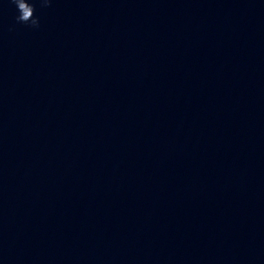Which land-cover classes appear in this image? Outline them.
Segmentation results:
<instances>
[{"label": "clouds", "instance_id": "clouds-1", "mask_svg": "<svg viewBox=\"0 0 264 264\" xmlns=\"http://www.w3.org/2000/svg\"><path fill=\"white\" fill-rule=\"evenodd\" d=\"M42 6L50 5L51 0H39ZM11 3L16 6L18 15L16 16L17 23L26 24L32 28H38L40 19L35 15V4L31 0H11Z\"/></svg>", "mask_w": 264, "mask_h": 264}]
</instances>
